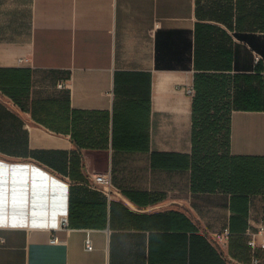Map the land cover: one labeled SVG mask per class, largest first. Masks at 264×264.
<instances>
[{
	"label": "crops",
	"instance_id": "0c3cea01",
	"mask_svg": "<svg viewBox=\"0 0 264 264\" xmlns=\"http://www.w3.org/2000/svg\"><path fill=\"white\" fill-rule=\"evenodd\" d=\"M198 75L263 174L264 0H0V264H264V180L199 189Z\"/></svg>",
	"mask_w": 264,
	"mask_h": 264
},
{
	"label": "trees",
	"instance_id": "16d2710c",
	"mask_svg": "<svg viewBox=\"0 0 264 264\" xmlns=\"http://www.w3.org/2000/svg\"><path fill=\"white\" fill-rule=\"evenodd\" d=\"M224 78L218 75L195 78L193 145L199 189H214V183L218 185V182L225 190L237 193L239 182L242 185L245 180L249 192L259 180H264V173L261 174L250 159L229 155V116L233 108L219 107L226 90ZM234 104L236 107L235 99Z\"/></svg>",
	"mask_w": 264,
	"mask_h": 264
},
{
	"label": "built area",
	"instance_id": "2783aa9c",
	"mask_svg": "<svg viewBox=\"0 0 264 264\" xmlns=\"http://www.w3.org/2000/svg\"><path fill=\"white\" fill-rule=\"evenodd\" d=\"M63 85H60L62 87ZM194 91L190 89L188 91L189 94H192ZM91 185L93 188L101 191L102 193L106 194L107 196H111L114 193V187L112 184V173L111 171H107L102 174H96L91 176L90 179ZM69 226V219L67 216H62L60 219V228L68 227ZM231 233L229 229H225L224 233L220 236L221 240H228ZM53 242L57 241V237L52 239ZM4 241L0 238V244ZM248 245L251 248L253 254L258 249L264 250V225L260 227L259 231L256 234H252L248 241ZM86 249L88 251L93 250V243L90 235L88 234L86 237ZM254 264L258 263V259L254 258Z\"/></svg>",
	"mask_w": 264,
	"mask_h": 264
},
{
	"label": "rangeland",
	"instance_id": "374dc122",
	"mask_svg": "<svg viewBox=\"0 0 264 264\" xmlns=\"http://www.w3.org/2000/svg\"><path fill=\"white\" fill-rule=\"evenodd\" d=\"M224 83H225V85H226V90H225V95L224 96H222L221 98H220V100H219V107H222V108H227V106H228V108L229 109H232V108H234V106H235V104H234V101H233V98H232V96L229 94V92H228V86H227V84H228V80L226 79V78H224ZM235 99V98H234ZM227 108V109H228ZM226 115V114H225ZM228 115V114H227ZM222 124H225V122H222Z\"/></svg>",
	"mask_w": 264,
	"mask_h": 264
}]
</instances>
